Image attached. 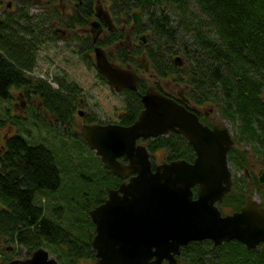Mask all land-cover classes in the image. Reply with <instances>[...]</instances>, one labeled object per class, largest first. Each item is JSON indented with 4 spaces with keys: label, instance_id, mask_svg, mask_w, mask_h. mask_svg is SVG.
I'll use <instances>...</instances> for the list:
<instances>
[{
    "label": "trees",
    "instance_id": "obj_1",
    "mask_svg": "<svg viewBox=\"0 0 264 264\" xmlns=\"http://www.w3.org/2000/svg\"><path fill=\"white\" fill-rule=\"evenodd\" d=\"M36 1L16 0L0 14V100L12 98V87H24L37 96L52 120L69 124L76 108L79 91L76 85L60 84V88L53 89L45 80L29 74L39 48L57 39L51 27L40 25L44 21L42 12V16L28 12ZM46 1L49 5L51 0ZM93 1L81 0L70 22L83 24L91 17ZM106 1L126 20L132 9L143 11L151 24V40L145 47L128 52L120 44L113 50L117 59L133 64L134 56L144 51L150 69L157 76L170 77L185 86L190 105L209 103L221 118L236 124L232 133L234 145L227 153L232 169L248 167L249 157L259 158L264 166V0ZM73 37L85 41L91 50L89 37H78L75 33ZM118 37L119 32H111L99 43L110 46ZM177 51L184 61L180 67L172 61ZM144 88L145 83L139 81L136 90L121 91L124 106L117 115L120 124L128 125L135 120L142 107L140 96ZM31 116L39 118L32 113ZM14 117L0 113V125L8 123L7 128H16L7 133L5 152L0 154V244L20 246L26 256L43 245L56 252L55 257L62 264L89 257V247L83 244L86 229L92 224L88 211L100 202L99 197L118 177L105 168L99 157H95L93 170L85 167L81 168L84 171L68 173L71 168L59 164L54 149L33 141L27 134L29 129L21 125L22 118ZM87 121L99 122L90 118ZM25 132L26 136L22 134ZM72 138L78 144L79 139L86 144L80 131L74 132ZM145 144L151 153L161 151L166 161L179 158L191 161L194 157L192 146L179 133L147 138ZM235 144H248L250 148ZM232 173L233 188L223 198L222 206L235 209L242 202L241 195L234 191L237 183L248 180ZM262 199L264 206V195ZM49 209L53 217L45 214ZM178 259L185 264H264V245L247 249L235 239L216 247L209 241H191L180 248Z\"/></svg>",
    "mask_w": 264,
    "mask_h": 264
},
{
    "label": "water",
    "instance_id": "obj_2",
    "mask_svg": "<svg viewBox=\"0 0 264 264\" xmlns=\"http://www.w3.org/2000/svg\"><path fill=\"white\" fill-rule=\"evenodd\" d=\"M137 16L133 11L134 22H140ZM99 30L98 22L91 21L97 72L115 91L135 89L137 73L109 61L105 51L94 44ZM140 38L146 41L144 36ZM173 60L181 64L179 55ZM140 100L142 108L128 125H81L82 138L105 168L127 178L117 189L109 188L107 197L88 211L95 226L91 243L96 249V264H170L181 246L202 239H210L213 247L230 239L246 248L264 244V207L256 200H248L239 210L223 216L214 204L231 184L227 152L233 138L226 125L218 123L210 128L202 124L192 110L150 86ZM169 131L181 134L195 156L192 161L179 158L152 167L148 149L137 140ZM259 180L264 183L263 169ZM6 264L59 263L45 248L38 247L28 257Z\"/></svg>",
    "mask_w": 264,
    "mask_h": 264
},
{
    "label": "flooded vegetation",
    "instance_id": "obj_3",
    "mask_svg": "<svg viewBox=\"0 0 264 264\" xmlns=\"http://www.w3.org/2000/svg\"><path fill=\"white\" fill-rule=\"evenodd\" d=\"M11 1H12L13 5L16 2V0H11ZM80 2H81V0H51L50 4L48 5V2L46 0H37L34 5L40 6L39 9H41V10L37 13V14H39V16H42L40 14V12L44 13V15L41 17L42 19H44V21L42 20L40 22V25H47L46 28L51 27L53 32L56 34L57 39H59L63 42L65 41L67 44L68 41H71L73 39V32L75 34H77L76 29L78 30V28L79 29L81 28V31L83 33L82 36L84 35L85 37L90 38L91 50H89L88 45L85 43V41L83 43L82 42L80 43V49H81V53H85V55L83 54V57H85L88 60V62H89V60L92 62L93 67L96 70V75L98 78H99V73L97 72V69L95 67L93 43H92V37H91L92 33L90 31V22L93 20H96L98 22V25H100V30L97 34V37H96L94 44L97 46H100L105 51V53L107 55V59L109 61L118 64L122 68L132 69L137 73L138 78L136 80L135 89H130V90H136L137 83L139 81H142L145 83L144 91L148 86H150L153 89L158 90L161 93H163V94L169 96L170 98L176 100L177 102L183 104L185 107L189 106V108L188 107L187 108L192 110L197 115L199 121L202 124L211 128L215 124L223 123L221 121L224 119L221 118L220 113L215 109V107L213 105L208 104L206 106L207 108L202 107L205 104L198 105V106L190 105L188 103L187 98H186L184 85L179 84L178 82L172 80L170 77L162 78V77L157 76V74H155V72H153L150 69V64H149V61H148L144 51H141L139 54L134 56L133 64L128 63V62L122 63L121 61H119L117 59L116 54H114L113 50L116 49L118 45H120V44L124 45L126 47V50L128 52H130L132 50L141 49V48L145 47V45L151 40V31L149 29L151 24H150V22L147 21V14H145L141 10L132 9L131 12L129 13V20H126V17L121 16V14L119 12H114L112 10L110 2H107L106 0H94L93 5H92V9H93L92 16L86 18L85 22L83 24H75V23L70 22V19L72 17L73 10H78V5ZM9 5H10V2H6V4H5L6 9H10ZM49 6H52V8H49ZM133 11H136L138 13L137 17L140 19V22H134L133 21V18H132V12ZM46 12L48 13V15H46ZM106 13H107L108 17L106 16ZM144 17H145V19H144ZM72 25H82V26H74L75 29L72 30V28H73ZM108 25H111V26H108ZM127 25H129V27H127ZM111 32H117V33L119 32V37L112 42L113 48L110 46L111 51H109V53H107L106 50L103 48V45H101L99 43V41L106 39L108 34ZM77 36L81 37L78 34H77ZM140 36H144L146 41L143 42V40L140 38ZM82 50H83V52H82ZM90 51L92 52V53H90L92 55V57L89 54ZM174 57L175 56H173V58ZM173 58H172L173 63L178 67H180L184 63L182 57H181V64L180 65L176 64L175 61L173 60ZM144 66H147V69H145ZM145 74H149V77H145L144 76ZM39 78L48 82L53 89L60 88L59 87L60 84L68 86L71 83L67 79H65V76H62V77H58V76L54 77L53 76V77H51V78H53V81L48 80L46 78L44 79L43 76H40ZM101 78H99V79L101 81L107 83L111 87V85L108 83V81L103 76H101ZM166 79H170L171 85L168 86L167 83H164V81ZM160 80L163 84L160 82ZM111 88L113 89V87H111ZM123 89H129V88H121L119 91H115L114 89L113 90L115 92L121 94V91ZM16 90L18 91L17 95L14 97L12 96V98H9V102L10 101L11 102L12 101H14V102L19 101V104L22 105V107L24 106V107L30 109V112L32 113V115L38 116L39 113L43 112L40 115V117L44 120L47 119V121H49V122H53L52 119L50 118L49 114H47L45 109L42 108L43 106H42L41 102L39 101V99L37 98L36 95H34L31 91H29V89H26L24 87H19ZM173 90L175 91L174 93H173ZM144 91L142 93H144ZM69 98L70 97L67 95L66 99H69ZM82 102H83V99L80 96H77L76 107L78 105L82 104ZM9 109H10L9 106L3 107V110L6 111L7 114L9 113ZM214 114L216 115L217 119L213 118ZM85 115L87 116V113ZM97 123L104 124L102 122H97ZM117 123H119V122L117 121ZM223 124H225V123H223ZM169 132H172V131H169ZM168 133H166V134H168ZM166 134H164V135H166ZM230 135L232 136V133H230ZM7 137H9V135L6 132L3 133L2 135H0V154L5 152L4 145H5ZM140 139H142V138H139L137 140V143L143 144L146 146L145 143H146L147 138L143 139V140H140ZM232 145H234V141H233ZM146 148H147V146H146ZM157 152L158 151L151 153L149 151V159H150L152 167H154L158 163L166 161V159L163 158V154L157 155L156 154ZM194 156H195V153H194ZM152 157H155L154 160ZM118 159L124 163L128 162L127 158L124 156H119ZM167 161H170V160H167ZM227 163H228V168L230 169V172H231V184H230L229 189L223 193V195L221 196V199L216 200L214 203L215 206L220 211L221 215L223 216L225 214H230L233 211L239 210L243 206V204L245 203V200H243L244 196H245L244 195V196H241L242 202H240V204L238 205L237 208L234 209L232 207L222 206L223 198L233 188L232 187L233 186V178H235V177H233L232 172L235 173L236 177L248 180L247 183H245V182L244 183L243 182L237 183L238 184L237 188L234 191L238 192L239 194L241 192L247 193V195L250 192H252L254 200H256L260 206H263L262 196L264 195V183L260 182L259 177H260V171L262 169L264 170V166L260 164L259 160L249 161L248 167H244L243 170L232 169L233 167H232V165H230L231 162L228 159V155H227ZM112 174H114V173H112ZM114 175H116V174H114ZM117 177H118V179L114 182V185L111 188L117 189L118 186L121 184V182L127 180V178L122 179L119 176H117ZM256 181H257V183H256ZM193 188H195L194 196H196V186H194ZM107 190H108V188H107ZM106 197H107V192L105 194L101 195V197H99V198H101L100 202H102ZM88 217H89V215H88ZM89 219H90V217H89ZM90 221H91V219H90ZM91 223H92L91 227L86 229V230H88V232L86 233L85 241L83 242L84 246H86L87 248L89 247L88 251L91 252V255L87 258L86 257L79 258L78 262H76V263L66 262L64 264H96V256H95L96 249L92 246V243H91L92 238L95 234V226H94V223L92 221H91ZM203 240L211 242L212 247H213V242L210 239H202V240H194V241H203ZM230 240H232V239H230ZM79 241L82 243L81 239H79ZM227 241H229V240H227ZM189 242H191V241H189ZM223 242H226V241H223ZM259 244H257L256 246H258ZM186 245H183V246H186ZM255 247H253V248H255ZM253 248H247V249H253ZM11 251H13V250H11ZM14 252H12V253H14ZM179 254H180V252L177 255H175V262L170 263V264H185L183 261L178 259ZM11 256H12V254H11ZM49 256L55 258L59 264H62L61 262L58 261V259L56 257H54L50 254H49ZM26 257H28V256L24 255L22 258L12 257L11 259L6 260L5 262H2V264H6L8 261L13 260V259H24ZM5 258H6V255H5V257L2 258V260H4Z\"/></svg>",
    "mask_w": 264,
    "mask_h": 264
},
{
    "label": "rangeland",
    "instance_id": "obj_4",
    "mask_svg": "<svg viewBox=\"0 0 264 264\" xmlns=\"http://www.w3.org/2000/svg\"><path fill=\"white\" fill-rule=\"evenodd\" d=\"M6 2H10L9 8L13 6L11 0H1L0 14L4 9H6L5 7ZM188 4L193 11H196V8L192 6L191 2H188ZM39 7H40L39 5L38 6L32 5L29 8L28 12L36 15V13H38L41 10L39 9ZM170 14L174 15V12H171ZM46 15H48L47 12ZM127 27H129V25H127ZM73 29L75 28L73 27L72 30ZM76 32L79 36L82 37L83 33L81 31V28L80 29L78 28V30L76 29ZM77 40H78L77 38L73 37V39L71 41H68V43L66 44L65 41L63 42L59 39H56L53 42L44 44L42 47L39 48L36 64L32 69V71L29 73L32 76H36L37 78L43 76L44 79L46 78L51 81H53V78H51L53 76L54 77L65 76V79L71 82L70 84L76 85V87L79 89L77 96H80L83 99V102L82 104L78 105L75 108V112L72 115V120L69 124H57L54 120H52L53 122L48 121L46 125L41 121L43 120L46 122L47 120V119L44 120L40 117V115L43 113L42 111H41L42 113H39L38 115L39 118L35 119L31 116L30 109L24 106L22 107V105L19 104V101L9 102L8 100L7 102L0 100V113H2V115L5 116H10L11 119L16 118L14 116L22 118L23 122H21V125L25 127V129L26 128L29 129L27 133L28 136L32 138L33 141L43 142L47 146L54 149V151L57 154V157L59 158V164L62 163L64 166L66 165L65 166L66 168L67 166L71 168L68 172L70 174H74L75 172L78 171V169L79 171H84L85 167L89 168L90 170H93L92 166L94 165L95 167V163H96L95 157L96 158L99 157L95 154L94 150L90 149L80 139H79L80 144H78L77 139L72 138L73 133L79 132L81 130L82 123L89 122L87 121L88 118L86 120V117H89L90 119L98 120L99 122L102 123L117 122L118 120L117 114H119L123 110V106H124L123 96L115 92L107 83L101 81L97 77L96 70L93 67L92 62L90 60L88 62V60L85 57H83V55L81 54V49H80L81 39L78 41ZM110 46L112 47V44ZM110 46H103V48L106 50L107 53L111 51ZM90 53L92 52L90 51L89 54ZM176 55L182 57L180 51H177V53H175L174 56ZM144 76L149 77V74H145ZM164 83H167L168 86L171 85L170 79H166ZM16 89H17L16 87H12L11 89V94L13 97L17 95L18 91ZM174 92L175 91L173 90V93ZM208 104L209 103H205V105H203L202 107H206ZM4 106L5 107L9 106L10 109L8 114L6 111L3 110ZM79 111H82V114H79ZM86 113L87 116L85 115ZM213 118L217 119L215 114ZM30 121H32V123H30ZM221 122L226 124V127L228 128L230 133H234L236 129V124L234 122L232 123V121L227 119H224ZM5 124L3 126L0 125V135H2L5 132L11 133L16 131L15 127L7 128ZM23 127L21 128L20 131H22ZM22 134L26 136V132ZM236 146L244 147L245 149L250 148V145L248 144H244V145L237 144ZM156 154L161 155L162 153L158 151ZM258 159L254 157L248 158L249 161L251 160L257 161ZM81 168H83L84 170ZM41 199L42 202L45 203L47 202L46 199H44V201L43 198ZM45 214L51 217L54 216L52 211L50 212V209L48 212H45ZM65 222H68L67 219L65 220ZM0 247H2V251H0L1 252L0 264H2V262H5L6 260L11 259L12 257L22 258L25 255L24 253L25 250L20 246L15 248L14 245H9L8 247L7 244L2 243L0 244ZM5 247H7V249L4 250ZM12 247L14 249H12ZM42 247L47 249L49 254L55 257L56 252L50 251L47 247L43 245ZM15 249L17 250L14 253H11V250H15ZM5 255L6 258L2 260V258L5 257Z\"/></svg>",
    "mask_w": 264,
    "mask_h": 264
},
{
    "label": "bare ground",
    "instance_id": "obj_5",
    "mask_svg": "<svg viewBox=\"0 0 264 264\" xmlns=\"http://www.w3.org/2000/svg\"><path fill=\"white\" fill-rule=\"evenodd\" d=\"M262 183V182H261ZM240 195L241 196H244V199L243 200H245V202H247L248 200H254V197H253V194H252V192H250L248 195H247V193H240ZM247 195V196H246Z\"/></svg>",
    "mask_w": 264,
    "mask_h": 264
}]
</instances>
